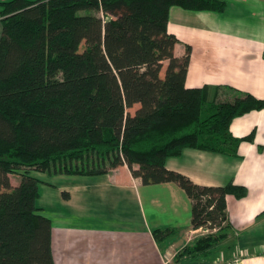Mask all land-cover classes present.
<instances>
[{
	"label": "trees",
	"instance_id": "obj_1",
	"mask_svg": "<svg viewBox=\"0 0 264 264\" xmlns=\"http://www.w3.org/2000/svg\"><path fill=\"white\" fill-rule=\"evenodd\" d=\"M0 7V264H54L52 222L40 214L34 173L96 177L120 166L143 186L174 184L190 200L191 229L207 233L174 264L213 255L229 235L226 197L241 200L247 189L199 186L166 162L185 149L237 158L254 131L235 138L230 125L264 110V100L226 87L186 88L190 47L175 57L178 40L167 25L172 7L222 14L227 3L10 0ZM177 233L160 228L152 237L160 245Z\"/></svg>",
	"mask_w": 264,
	"mask_h": 264
},
{
	"label": "crops",
	"instance_id": "obj_2",
	"mask_svg": "<svg viewBox=\"0 0 264 264\" xmlns=\"http://www.w3.org/2000/svg\"><path fill=\"white\" fill-rule=\"evenodd\" d=\"M224 1L222 14L169 11L174 56L190 47L185 86L226 87L264 100V0ZM252 131L253 143H241L237 158L185 149L167 160L168 170L196 185L232 182L248 191L241 200L226 197L229 235L215 253L183 264H264V110L230 125L235 138ZM44 177L38 208L52 222L54 264H174L178 251L207 233L191 229V202L178 186H143L126 166L96 177ZM160 228L178 233L157 245L152 232Z\"/></svg>",
	"mask_w": 264,
	"mask_h": 264
},
{
	"label": "rangeland",
	"instance_id": "obj_3",
	"mask_svg": "<svg viewBox=\"0 0 264 264\" xmlns=\"http://www.w3.org/2000/svg\"><path fill=\"white\" fill-rule=\"evenodd\" d=\"M1 1H10V0H0V2ZM0 11H1V7H0ZM0 35H1V26H0ZM165 66L166 65L164 64V68H165ZM163 73H164V69L162 70V73H161L162 77H163ZM227 94H229L230 98L233 97V94H230V93H227ZM133 111H134V109L131 110V113H133ZM33 175L40 180V183L42 181H44V178H46V177H44L45 176L44 174L34 173ZM10 180H11L12 184H17L19 181V176L18 175H12V176H10ZM39 188H40V185H39ZM39 196H40V192H39ZM38 200H39V198H38ZM37 205H38V201H37Z\"/></svg>",
	"mask_w": 264,
	"mask_h": 264
}]
</instances>
